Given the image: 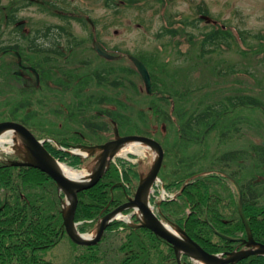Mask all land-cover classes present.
<instances>
[{
    "label": "trees",
    "instance_id": "16d2710c",
    "mask_svg": "<svg viewBox=\"0 0 264 264\" xmlns=\"http://www.w3.org/2000/svg\"><path fill=\"white\" fill-rule=\"evenodd\" d=\"M124 1L133 4L139 0ZM46 5L49 7L52 4L47 1ZM199 12L208 16L207 19L210 18L205 6H201ZM7 20L14 23L18 20L13 9L8 12ZM185 22L192 24V22ZM22 27L23 24H17L18 29ZM178 32L180 29L165 27L161 35H176ZM39 34L45 37L54 36L60 40L62 36L65 37L70 33H67L62 26H48L46 30L37 31L24 51L45 55L42 61H34L33 66L41 74L46 89L51 86L49 81H52L54 85L56 83L68 85L60 81L61 79L57 80L52 77L54 73L51 72L57 71L54 65L56 59L53 62L48 61L51 65L46 63V60L52 59L51 56H65L60 42L45 46L38 41ZM203 35L200 50L202 57L206 53L221 49V44L230 46L236 41V36L230 26L220 22L213 23V28L205 31ZM238 37L249 45V48L245 49L237 43L238 50L255 55L258 64L264 63V32L251 33L240 29ZM247 37L256 38L259 45H251L246 41ZM207 45L213 47L206 48ZM8 48H15L18 52L21 50L19 44ZM20 55L22 63L17 64L18 67H21V64L24 65V55L21 52ZM124 56L127 58L126 55ZM138 56L147 66H153L150 71L153 93L146 92L148 98L146 104L149 106L148 111H138L142 117L140 122L133 125L135 128H125L126 126L123 125L125 120L121 127H117L120 134L134 132L160 136L162 134L158 131L163 126L168 132L171 131L179 142L205 143L208 141L207 145L203 144L204 147L200 149L206 153L210 139L214 137L212 135L213 137L210 138V133L218 132L217 138L225 142L233 137L232 133L239 134L237 132L241 133L245 131V128L248 130L249 123L243 118L239 120L225 118L230 116L229 113L245 107L264 109V104L258 97L248 95L246 92H237V90L222 96L221 99L203 100V102L196 101L192 95L196 90L193 89L179 91L178 88L169 91V88H159L161 83L165 86L167 84L164 79L157 78L153 70L157 69L160 72L165 65L158 64L154 58L148 60L142 54ZM99 58L105 62V65L93 66L90 73L81 80L82 85L103 86L107 89L112 87L111 89L116 92L121 90L118 89L119 87L126 85V88L137 87L131 75L133 73L139 77L140 75L134 66L117 69L106 65L112 60ZM14 66L17 67L16 64ZM15 67L9 68L15 70ZM226 74L228 72L222 73L221 70H217L219 76ZM71 80L73 81L72 77ZM229 82L236 84L238 80L231 79ZM82 94L83 87H76L75 96L80 97ZM104 96L106 95H85V102L75 99V105L72 106L69 115L71 116L73 111H79L82 117H80L78 127H81L80 130L73 133V136H77L73 138V143L93 142L94 140L84 141V138L100 136L108 131V123L103 117L111 118L117 125H120V119L126 117L127 114L120 111L126 103L123 100L118 101L111 95H108V99L118 101L120 109L94 106L95 103L107 99ZM168 96H171L169 98L173 99L174 103L170 102ZM178 100H183L184 103L181 101L179 105L176 102ZM27 104L30 105V102ZM23 107L24 103L18 109L22 110ZM18 109L13 111V115L18 112ZM148 112L155 114L156 118H144ZM146 119L157 124L156 133L149 131L152 128L144 130L145 125L150 126ZM18 120L30 127L29 116ZM163 139L159 138L162 143ZM70 140L72 139L68 137L59 139L58 142L68 148L71 146L68 142ZM251 144L250 151L236 144L233 149L218 155V158L208 165L205 162L200 165L205 157L201 156L200 151L196 155L178 156L176 160L178 165L175 164L176 168L170 172L167 171L169 167L167 168L165 160L160 170L163 186L167 192L179 191V193L174 198L167 197L159 201L156 205L159 216L183 228L210 253L230 252L242 248L243 240L248 239L247 225L254 239L264 243V181L255 179L259 171H250L241 162L248 158L250 166L253 162L255 168L260 170L264 164V146L256 140H253ZM45 146L56 158L66 161L70 166L80 168L86 161L81 156L58 148L52 142L46 141ZM164 150L167 158L165 147ZM15 157L0 160V264H178L175 249L170 242L147 227L128 224L122 220L111 222L97 243L90 245L76 243L66 232L62 209L64 194L58 190L54 179L39 168L14 165L12 161L21 159L19 156ZM137 166L136 163L126 158L117 157L114 162H111L99 182L78 193L79 202L75 220L82 222L78 226L80 231H87L95 226L102 215L126 201L128 196L134 193L136 187L133 185L134 180L138 181L141 177ZM217 171L225 172L229 178ZM194 175L197 176L193 177ZM230 181L236 185L237 191H234L228 184ZM158 193L159 186H156L151 201H154ZM240 198H242V203ZM130 211L131 209L126 212ZM132 217L135 223L139 222L135 214ZM60 244H64L65 249L58 250ZM181 262L182 264H195L187 254L181 255ZM234 264H264V255L252 254Z\"/></svg>",
    "mask_w": 264,
    "mask_h": 264
},
{
    "label": "rangeland",
    "instance_id": "374dc122",
    "mask_svg": "<svg viewBox=\"0 0 264 264\" xmlns=\"http://www.w3.org/2000/svg\"><path fill=\"white\" fill-rule=\"evenodd\" d=\"M47 1L52 4L51 7L46 5ZM201 6L207 8L211 19L200 14ZM10 9H13L16 14L18 19L16 23L23 24L22 29H18L17 24L13 21L8 22L7 14ZM88 18H91L92 23ZM185 21L192 22V24ZM216 22L229 25L236 36V41L230 46L221 44V49L206 53L202 57L200 50L203 34L212 29L213 23ZM48 26H62L70 34H66L63 37V42H60L66 50L65 56H51V60H46V63L51 65L48 61L53 62L56 59L54 65H56L57 71L51 72L54 73L52 77L57 80L61 79L60 81L66 82L68 85L63 83L54 85L52 81H49L51 86L46 89L41 74L33 66L34 61H42L45 59V55L24 51L37 31L46 30ZM165 27H174L180 29V32L176 35H161ZM240 29L248 30L251 33L264 32V0H167L165 2L139 0L133 4L126 3L124 0H0V49H2V52L0 51V122H21L18 119L29 116L30 129L35 136L39 139L51 140L55 145L59 144V139L70 137L72 139L68 141L71 144L68 147L70 151H73L74 146H96L125 135L152 137L158 139L163 148H166L168 155L166 158L164 150L163 163L166 160L169 172L176 168L178 156L196 155L200 151L201 156H205L200 165L204 162L208 165L214 162L218 155L233 149L236 144L250 151L253 140L264 139V109L261 107H245L229 113L230 116L225 118H234V120L243 118L249 123L248 130L245 128V131L237 132L239 134L232 133L233 137L225 142H221L217 138L218 132L210 133L209 137H214L210 139L208 151L203 153L200 149L204 147L203 144L207 145L208 141L205 143L179 142L171 131L168 132L163 126L158 131L157 124L148 119L146 120L150 126L146 127L145 125L144 130L152 128L149 131L156 133L157 130L162 135H146L129 131V133H119L117 127H121L125 120L123 123L125 128H135L133 125L139 123L142 118L138 111H148L147 91L136 73H133L131 77L138 88H126V85L119 87L118 89L121 90L118 92L112 90V87L107 89L103 86H87L81 83L93 66L102 67L105 65V62L101 61L91 47L92 40L97 37L108 51L116 55L111 63H106L108 66H114L117 69L133 66L132 62L128 60L129 54H142L148 60L154 58L158 64H164L165 68H162L160 72L157 69L153 70L156 77L164 79L167 84L165 86L161 83L159 88H169V91L178 88L179 91L196 90L192 93L196 101L221 99L222 96L237 90V92H246L248 95L258 97L264 104V63L258 64L255 55L242 53L238 50L237 43L242 48H249V45L238 37ZM38 37L44 40L43 34H39ZM246 41L253 46L259 45L256 38L247 37ZM17 44L20 45V52L24 55V65L21 64V67L17 66L22 63L20 52L15 48H8ZM211 47L213 46H206V48ZM15 64L17 67L14 66ZM151 66L148 65L150 71L153 67ZM9 67H15V70H11ZM217 70H221L222 73L228 72V74L219 76ZM231 79L238 80V83L229 82ZM206 86L209 87L205 88ZM76 87H83L82 96H75ZM84 94L106 95L104 98L107 99L94 105L100 108L120 109L118 101L123 100L126 106H123L120 111L127 115L120 119V125H117L111 118L103 117L108 123V131L100 136L84 138V141L94 140L93 142L73 143V138L77 137L73 136L74 131H79L81 128L78 127L82 114L79 111H73L70 116L69 112L75 105V99L85 102ZM108 95L118 101L109 100ZM169 100L173 101L170 98ZM181 101L184 103L183 100ZM181 101L176 102L180 105ZM27 102H30V105ZM23 103L22 110L18 109ZM16 109L18 112L13 115V111ZM144 118L156 117L155 114L148 112ZM140 124L139 126H142ZM12 134L15 141L8 151H3L0 147V160L16 158L15 156L27 159V151L23 142L17 139L16 132ZM239 136H241L240 139ZM159 138H164L163 143ZM139 148L141 152L128 151L120 153L116 157L126 158L127 155H134L139 172L141 176H144L154 164L157 152L146 143H140ZM79 150H83L87 154H82ZM79 150L71 154L82 156L86 161L80 168H74L81 169L86 166L93 170L100 158L101 150H97L93 154L89 149ZM61 162L68 164L63 160ZM241 162L248 167V170L259 171L255 179L264 181V164L258 170L253 162V165L250 166L248 158ZM137 184L138 182L134 180L133 185ZM228 184L236 191L232 182H228ZM153 193L154 189L152 188L149 192V200H152ZM160 196L161 194L159 196L156 194L151 203L155 211H158L156 205L160 201ZM130 215V213H126V217L122 219L135 222ZM98 224L97 221L95 226L83 232L79 230L78 225L77 228L83 234L94 232L95 235ZM61 249H65L64 244L58 246V250Z\"/></svg>",
    "mask_w": 264,
    "mask_h": 264
},
{
    "label": "water",
    "instance_id": "95a60500",
    "mask_svg": "<svg viewBox=\"0 0 264 264\" xmlns=\"http://www.w3.org/2000/svg\"><path fill=\"white\" fill-rule=\"evenodd\" d=\"M94 47L100 55L109 59L114 58V55L103 50L97 41H94ZM130 59L139 71L147 91L151 93L152 78L146 64L134 55H130ZM7 131L16 132L19 136H21L23 145L27 151V159L25 161H16L13 163L16 165H30L41 169L50 175L57 182L59 189L64 192L65 198L68 202L67 207L63 205L65 208L64 224L68 235L77 243H97L101 239L106 226L114 218H116V214L121 213L126 209H135V207H137L142 213V219H140L139 225L151 229L155 234L170 242L175 249L179 264H181V253L188 254L194 260H200L205 264H234L236 261L251 254L264 255V243L257 242L252 236H250L248 240H245L247 246L245 249L227 252L224 254H214L206 251L181 227H176V231H173L165 225V223L161 220V218H159L157 213L150 206L149 202L144 200V194L149 191L155 180L158 178L164 157L162 145L152 137L144 135H125L96 146H74L75 149H89L91 154L97 150H101L100 158L96 166L90 173L89 178L84 181L78 180L74 177H69L68 175L62 173L54 165V161L56 159L44 145L46 139L37 138L34 133L25 125L15 121L0 122V134ZM130 140H134L139 143H146L148 146L155 149L157 152V158L146 176L140 180L134 197H130L128 201L105 214L101 218L94 236L83 237L82 235L84 234L77 229V222L75 221V212L78 205V192L95 185L103 177L106 170L108 169L111 160L116 154L115 149L121 144ZM261 144L264 145V141H261ZM71 152L75 153V151Z\"/></svg>",
    "mask_w": 264,
    "mask_h": 264
},
{
    "label": "bare ground",
    "instance_id": "6f19581e",
    "mask_svg": "<svg viewBox=\"0 0 264 264\" xmlns=\"http://www.w3.org/2000/svg\"><path fill=\"white\" fill-rule=\"evenodd\" d=\"M13 132L11 131H7V132H4L1 136H0V147L2 148L1 150L3 151H8L10 148H11V145L14 143L15 141V138L12 136ZM18 140L22 141V138L21 136H18L17 138ZM140 143H138L137 141H134V140H130V141H127L123 144H121L118 148L115 149V153L116 154H120V153H126L128 151H138V152H141L140 151ZM76 150H79V149H76ZM79 152H81L82 154H87L86 152H84L83 150H79ZM54 165L64 174L68 175L69 177H74L78 180H87L90 176V173L92 172L91 169H89L88 167H83L81 169H75L73 167H70L68 166L66 163L64 162H60L59 160L58 161H54ZM144 200L146 202H149V191H147L145 194H144ZM65 206L67 207L68 205V202L65 201L64 202ZM135 211L138 213V215L140 217L141 216V211L135 207ZM116 217L118 218H124L126 217V215H122V214H116ZM170 230H173V231H176L175 228L167 223L165 224ZM83 237H92L94 236V232L93 233H87V234H84L82 235ZM198 263L199 264H205L204 262L198 260Z\"/></svg>",
    "mask_w": 264,
    "mask_h": 264
},
{
    "label": "flooded vegetation",
    "instance_id": "af4514ba",
    "mask_svg": "<svg viewBox=\"0 0 264 264\" xmlns=\"http://www.w3.org/2000/svg\"><path fill=\"white\" fill-rule=\"evenodd\" d=\"M43 38H44V40H41L38 37V41L43 43V44H45V46H49L47 44H54V43H58V42H61V43L63 42V36H62V38L60 40L59 39L57 40V37H54V36H50V37L43 36ZM60 46H61V44H60ZM61 48H62L63 51H66L62 46H61Z\"/></svg>",
    "mask_w": 264,
    "mask_h": 264
}]
</instances>
